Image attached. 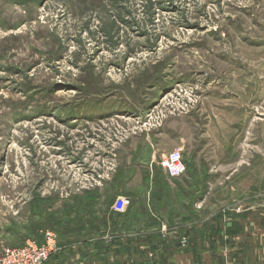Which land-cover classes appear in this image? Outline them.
I'll list each match as a JSON object with an SVG mask.
<instances>
[{
  "label": "rangeland",
  "instance_id": "rangeland-1",
  "mask_svg": "<svg viewBox=\"0 0 264 264\" xmlns=\"http://www.w3.org/2000/svg\"><path fill=\"white\" fill-rule=\"evenodd\" d=\"M47 231L43 264H264V0H0V252Z\"/></svg>",
  "mask_w": 264,
  "mask_h": 264
},
{
  "label": "built area",
  "instance_id": "built-area-1",
  "mask_svg": "<svg viewBox=\"0 0 264 264\" xmlns=\"http://www.w3.org/2000/svg\"><path fill=\"white\" fill-rule=\"evenodd\" d=\"M160 166L170 178H177L185 172V165L179 150L171 151L160 159ZM41 244L28 241L23 246L4 247L0 252V264H43L57 250L55 234L45 233Z\"/></svg>",
  "mask_w": 264,
  "mask_h": 264
}]
</instances>
